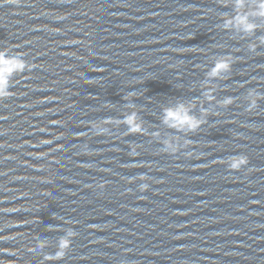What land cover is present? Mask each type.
Masks as SVG:
<instances>
[{
  "label": "water",
  "instance_id": "obj_1",
  "mask_svg": "<svg viewBox=\"0 0 264 264\" xmlns=\"http://www.w3.org/2000/svg\"><path fill=\"white\" fill-rule=\"evenodd\" d=\"M239 2L0 0L24 64L0 98V264H264V17ZM181 105L194 130L165 122Z\"/></svg>",
  "mask_w": 264,
  "mask_h": 264
},
{
  "label": "clouds",
  "instance_id": "obj_2",
  "mask_svg": "<svg viewBox=\"0 0 264 264\" xmlns=\"http://www.w3.org/2000/svg\"><path fill=\"white\" fill-rule=\"evenodd\" d=\"M5 3H16L17 0H3ZM242 6L239 2L237 3V7ZM255 15L264 17V0H259L258 3V11L254 13ZM231 23V22H229ZM235 23L238 26H241L244 31L251 32L254 31L256 25L248 22L247 16H237L235 19ZM24 68V64L22 61L14 58H8L5 52H0V98H7L9 96L8 89V78L11 73L14 71H22ZM228 68V64L226 61L218 62L217 66L213 69L211 75H217L221 71H225ZM165 122L169 123L172 127H185L187 126L189 129L194 130L199 121L189 115L187 109L184 108L183 105L179 106L175 110H168L165 114ZM128 123L130 125V131H138L139 129L133 124V118H129ZM244 163L243 158L235 161L233 163V168H237ZM67 241H63L61 247L67 246ZM61 254L58 253L57 256Z\"/></svg>",
  "mask_w": 264,
  "mask_h": 264
}]
</instances>
